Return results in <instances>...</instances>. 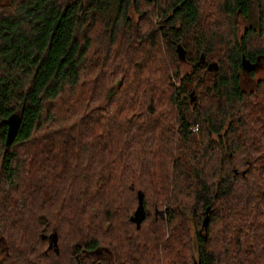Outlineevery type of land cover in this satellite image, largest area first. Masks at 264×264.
<instances>
[{
	"label": "trees",
	"instance_id": "1",
	"mask_svg": "<svg viewBox=\"0 0 264 264\" xmlns=\"http://www.w3.org/2000/svg\"><path fill=\"white\" fill-rule=\"evenodd\" d=\"M259 59L264 0H0V264H264Z\"/></svg>",
	"mask_w": 264,
	"mask_h": 264
},
{
	"label": "water",
	"instance_id": "2",
	"mask_svg": "<svg viewBox=\"0 0 264 264\" xmlns=\"http://www.w3.org/2000/svg\"><path fill=\"white\" fill-rule=\"evenodd\" d=\"M179 50V57L180 58H184L185 57V52L183 50ZM196 99V96L194 95V90L190 93V101L193 102ZM22 121V109H19L15 112H13L12 114H10L6 120L7 122V133H6V139H5V147L6 149H8L10 147V145L12 144V142L14 141L19 126L21 124ZM144 212V206H143V193L141 190L138 191V205L137 208L135 210V215L136 218L135 220L138 221V214H143ZM139 225V224H138ZM53 244V242L51 241L49 243V247H51Z\"/></svg>",
	"mask_w": 264,
	"mask_h": 264
},
{
	"label": "flooded vegetation",
	"instance_id": "3",
	"mask_svg": "<svg viewBox=\"0 0 264 264\" xmlns=\"http://www.w3.org/2000/svg\"><path fill=\"white\" fill-rule=\"evenodd\" d=\"M250 66L246 67L242 75V87L246 91L254 90L257 86V80L262 76L260 74V70L264 69V61L258 60L254 64L249 63ZM250 84V86L247 85ZM250 131H257L255 128L250 129Z\"/></svg>",
	"mask_w": 264,
	"mask_h": 264
},
{
	"label": "rangeland",
	"instance_id": "4",
	"mask_svg": "<svg viewBox=\"0 0 264 264\" xmlns=\"http://www.w3.org/2000/svg\"><path fill=\"white\" fill-rule=\"evenodd\" d=\"M186 69H188V67H187L186 65H184V66H183V70L185 71ZM261 74L264 75V69H261V70H260V74H259V76H260ZM247 85L250 86L249 83H247ZM104 247L108 248L107 245H105ZM102 252H104V249H103V248H102Z\"/></svg>",
	"mask_w": 264,
	"mask_h": 264
}]
</instances>
